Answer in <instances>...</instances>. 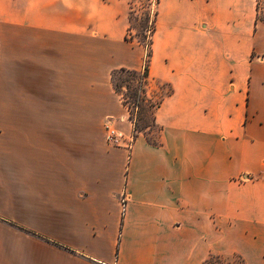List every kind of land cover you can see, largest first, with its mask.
<instances>
[{
	"label": "crops",
	"instance_id": "1",
	"mask_svg": "<svg viewBox=\"0 0 264 264\" xmlns=\"http://www.w3.org/2000/svg\"><path fill=\"white\" fill-rule=\"evenodd\" d=\"M132 4L0 0V264H264L256 0L153 4L150 82L171 92L158 144L127 152L105 134H133L111 82L143 66Z\"/></svg>",
	"mask_w": 264,
	"mask_h": 264
},
{
	"label": "rangeland",
	"instance_id": "2",
	"mask_svg": "<svg viewBox=\"0 0 264 264\" xmlns=\"http://www.w3.org/2000/svg\"><path fill=\"white\" fill-rule=\"evenodd\" d=\"M259 1L261 18H264V0ZM155 12V5H153L150 0H133L131 13L129 16L130 31L128 36L133 40V43L135 45L143 48L145 54L144 60L148 58L150 50L145 35L148 33V28L151 25V21L154 17ZM5 55L8 59L10 53H5ZM114 86L116 91H118V93L122 97H127L133 93H137V95H144L141 94L140 90H138L137 77L133 76L130 73L116 74L114 76ZM170 92L171 88L165 84H162L160 82H149L146 88V97H144L148 101L141 102V107L139 109H136L131 105V108H133L134 111L136 126L140 132L139 134H143L151 143L158 144L159 137V128L153 123V110L151 108V104L152 102H157L161 98V96L169 94ZM206 264H242V262L237 257L214 256Z\"/></svg>",
	"mask_w": 264,
	"mask_h": 264
},
{
	"label": "trees",
	"instance_id": "3",
	"mask_svg": "<svg viewBox=\"0 0 264 264\" xmlns=\"http://www.w3.org/2000/svg\"><path fill=\"white\" fill-rule=\"evenodd\" d=\"M256 3H257V21L264 23V18H261L260 1L256 0ZM156 19H157V12H155L154 17H153V19L151 21V25L148 28V33L145 35L146 36V40H147V44L149 45L150 50H149L148 58L143 61L142 69L140 71L129 70V69H125V68L118 69V70H115L112 73V77H111V82H112V85H113V89L115 90L116 93H118V91H116L115 86H114V76L116 74L130 73L133 76H136L137 77L138 90H140L141 94H144V95H137V93H133V94L127 96V97L120 96L122 104L129 111L130 120L133 123V131H134V136L135 137L137 135H139L140 132H139L137 126H136L134 111H133V108H131V105L133 107H135L136 109H139L141 107V102H144V101L147 102L148 101L144 97H146V88H147V86H148V84L150 82L149 65H150V61H151V57H152L153 36L155 34V31H156ZM125 40L127 42L133 43V40L130 39L128 35L125 37ZM162 99H163V96H161V98L157 102H154V103L152 102V104H151V108L153 110L152 111L153 123L155 125H156L155 118H154L155 117L154 116L155 110L160 106V103H161ZM149 143L152 144V145H157V144H154V143H151V142H149Z\"/></svg>",
	"mask_w": 264,
	"mask_h": 264
},
{
	"label": "built area",
	"instance_id": "4",
	"mask_svg": "<svg viewBox=\"0 0 264 264\" xmlns=\"http://www.w3.org/2000/svg\"><path fill=\"white\" fill-rule=\"evenodd\" d=\"M150 2L152 4H155L157 0H150ZM105 140L113 147L123 148L127 152H130L132 145H133L134 136L133 134L130 136H125L122 132L118 131L113 126L107 124ZM124 203H125V200L123 199L122 201L123 206H124Z\"/></svg>",
	"mask_w": 264,
	"mask_h": 264
}]
</instances>
